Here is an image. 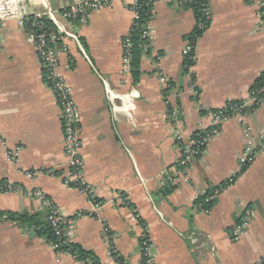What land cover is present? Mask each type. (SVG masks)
<instances>
[{"label":"crops","instance_id":"0c3cea01","mask_svg":"<svg viewBox=\"0 0 264 264\" xmlns=\"http://www.w3.org/2000/svg\"><path fill=\"white\" fill-rule=\"evenodd\" d=\"M77 1L8 0L1 11L0 184L41 190L69 216L92 210L86 195L64 181L69 165L61 107L23 24L26 15L47 14L66 32L69 51L59 52L60 70L81 112L85 177L102 203L99 216L76 219L71 243L102 264H141L146 226L155 264L257 262L264 254V151L215 196L209 212L194 197L240 171L247 126L255 134L264 130V100L223 124L192 162L189 181L170 183L163 170L174 173L181 156L175 134L189 138L201 123L209 125L207 110L256 91L253 84L264 73L262 0H209L211 24L196 43L188 71L184 47L195 11L186 0H156L147 22L150 53L144 49L135 83L122 71L123 42L135 22L127 1L92 12L86 22L69 23L61 10ZM0 211L48 218L49 207L42 197L16 190L0 192ZM99 217L108 221L122 263L108 254ZM245 219L250 226L235 240L230 228ZM52 242L32 223L0 219V264H87L71 250L56 252Z\"/></svg>","mask_w":264,"mask_h":264},{"label":"built area","instance_id":"2783aa9c","mask_svg":"<svg viewBox=\"0 0 264 264\" xmlns=\"http://www.w3.org/2000/svg\"><path fill=\"white\" fill-rule=\"evenodd\" d=\"M116 0H79L74 2L61 10L63 19L69 23L76 21L86 22L90 18L92 12L99 10L103 7L112 5ZM127 1L128 8L134 12L135 20L140 15V9L144 6L143 0H123ZM156 0H151L155 2ZM8 0H0V19L1 11L7 7ZM260 17L264 22V0L260 3ZM34 20H30L29 15L23 18V24L26 26L38 52L40 61L46 73V77L49 81L50 87L55 94L56 100L61 107L62 119L64 124V145L65 154L68 158L69 169L64 176V181L68 185H74L81 193L85 194L88 202L91 204V211L80 210L74 215L69 216L65 213L55 202L49 200L41 190H28L22 186L0 184V192L5 191H25L29 195H37L43 198L49 207L48 222L52 227L54 234L60 239V241H53L52 246L58 253L70 252V249L61 248L63 245H69L71 243L72 230L75 227L76 219L84 216H99L98 211L101 208V201L98 198L97 187L91 184L85 177V164L81 156L82 150V138L80 131L81 112L80 108L75 102L70 86L66 83L65 77L60 70L59 52H68L69 47L64 40V33L62 28L56 30H50L48 27L39 21L43 15L47 14H30ZM205 19L207 22L212 20V15L208 7H205ZM48 16V15H47ZM49 17V16H48ZM31 25H30V24ZM201 26H206L201 24ZM208 26V25H207ZM131 32L126 36L123 42V58H122V71L125 76L131 75L132 71V53H133V41L131 38ZM143 37L151 40V34L149 28H145L143 31ZM75 38L76 35H75ZM196 44L192 41H188L184 47V55L189 56L192 51H195ZM145 51L148 50V45L144 47ZM195 57V55L191 56ZM71 63L66 65V68H70ZM161 82L170 87L168 78L164 75H160ZM264 100V91L260 93L258 91L252 92V94L246 98L239 100L238 103L228 102L224 106L217 109H209L205 113L210 118L209 125L205 126L202 123L198 129L189 137L184 138L180 134H175L177 145L181 148V156L176 161V170L174 173H168L167 170H163L167 180L170 183H174L177 179L182 181H189L190 175L188 170L192 162L203 155L208 143L213 138L220 135L223 124L234 116H241L245 109L252 106L255 103H260ZM264 151V130H261L258 134H255L251 126H247L246 131V144L239 154L240 170L246 168L252 164L258 154ZM13 150L8 151L9 156H13ZM27 176H33L32 171L26 172ZM200 194H196L194 200L199 198ZM212 197L206 198L209 200ZM125 203L124 201H122ZM210 209H204L205 212H209ZM102 221V237L106 240L109 246L108 254L122 263L120 257L116 253L114 248V236L108 221L105 218L99 217ZM134 220H139V215L135 214ZM250 226L248 219L233 225L230 228L232 237L237 240L241 237L244 231ZM140 238L142 239V260L141 264H155L154 259L150 253L152 246L150 236L148 234V228L144 226L143 233ZM196 237H192V240H196ZM91 264V262H89ZM253 264H264V254L260 259Z\"/></svg>","mask_w":264,"mask_h":264},{"label":"trees","instance_id":"16d2710c","mask_svg":"<svg viewBox=\"0 0 264 264\" xmlns=\"http://www.w3.org/2000/svg\"><path fill=\"white\" fill-rule=\"evenodd\" d=\"M145 2L144 6L140 9V15L138 19L135 20L134 26L131 31V38L133 41V53H132V71L131 75L133 78V82H137L140 77V63L141 58L143 56L144 47L148 45V39L143 37V31L147 28V22L149 21L152 14V6L153 2L151 0H143ZM187 4H190L193 7L196 15V24L193 31L189 35V40L194 44L197 43L198 39L202 37L204 32L208 29L211 24L207 22L205 19V7L209 6V0H186ZM30 20H34L32 15H29ZM39 21L45 24L48 29L56 30L50 18L47 15H43L39 18ZM30 24V23H29ZM204 24L206 26H201ZM31 25V24H30ZM208 25V26H207ZM145 53H150V49ZM195 55V51H192L189 56H185L184 60V70L188 71L189 68L194 65L195 57H191ZM253 89L260 92L261 89L264 88V73L254 82ZM263 93V92H260ZM239 100L232 101V103H238ZM179 103V102H178ZM258 104L255 103L252 106L247 107L245 110H251L255 108ZM205 112V111H203ZM245 112V111H244ZM245 170V168L241 169L238 173L234 174L229 179L225 180L221 184L215 186L210 189V191L199 198L196 199V204L200 205L202 209H210L215 203V196L220 194L228 185H231L236 181L239 175ZM210 198L206 200V198ZM100 200V199H99ZM101 201V200H100ZM3 217H7L12 220H20L22 223H32L35 227V232L39 236H44L47 239H51L53 241H60V239L54 234L52 227L50 226L47 217L43 218L40 213L38 214H28L26 212L18 213L13 211H0V219ZM140 245L142 248V239L140 238ZM61 248L70 249L76 255V258L79 260L85 261L87 264L91 262V264H102L95 254L91 251L84 250L81 246L75 243H70L69 245H63Z\"/></svg>","mask_w":264,"mask_h":264}]
</instances>
